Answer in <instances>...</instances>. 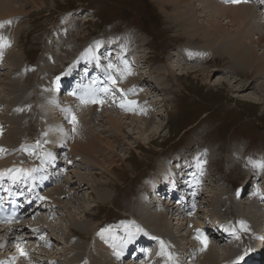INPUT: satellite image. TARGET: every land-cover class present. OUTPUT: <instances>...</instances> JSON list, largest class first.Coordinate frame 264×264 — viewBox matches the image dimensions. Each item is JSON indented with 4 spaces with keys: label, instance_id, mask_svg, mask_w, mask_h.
I'll return each instance as SVG.
<instances>
[{
    "label": "rangeland",
    "instance_id": "1",
    "mask_svg": "<svg viewBox=\"0 0 264 264\" xmlns=\"http://www.w3.org/2000/svg\"><path fill=\"white\" fill-rule=\"evenodd\" d=\"M0 1H5L4 4L0 3V13H11L7 11L21 12L15 14V16L7 22L0 18L1 22L4 21V24L7 23L5 25L6 27L3 26L4 24L0 23V41L2 42H0V64L3 61H6L7 64L5 65H8L5 69L2 68V65L0 66L2 68V70L0 68V113L7 115L6 118H8V120L11 119L10 122L7 121L5 124H1L0 127V143L4 142V144L11 149V151L5 154L3 152L0 155V183H2V186H5V188L9 187L10 176L14 172L17 171L21 174L23 170H31L33 172L32 175H34L30 176L32 179L29 178L30 180L28 179V181L26 180V182H23L21 178H18L20 175H18V177L15 176V178H17L15 186L22 187V190L24 187L23 191L20 189L22 192L27 190V193H25L24 196H31L32 205H41L43 204V200L46 205L43 207L35 206L36 208L33 209V211H28L24 218L20 219L21 221L24 220V222H28V224L22 225V227L18 226L16 229H13V226L6 227L5 225L0 224V261L4 262L6 259V262L0 263L62 264L73 252L72 248H74V243L81 244L80 255H83L82 252L85 246V255L87 258L90 248L93 247L92 250L96 248L94 241L95 234L98 233V236L102 237L104 236V229H107L108 227L115 228V225L117 224L137 220L134 216H131L130 213L136 212L137 214L140 211H146L149 207L151 208L148 199H143V194L146 192L145 187L154 185L158 190L162 189L164 192L165 185L169 189L173 186V180L177 182L179 181L181 175L176 172V166L174 165L178 163L177 157L180 155L179 157L181 158L182 155V158L184 156H189V159H192L191 161H185L188 163L185 165L186 168L193 164L192 161L193 159L195 160V158L200 162H203V164L201 163L199 165L201 169L199 174L193 175L195 179L187 180L186 186L182 184L175 186L177 191H179V195L181 194L186 197L185 194H194V196L191 197V205L186 208L187 204L184 206L183 203H180L181 206H178L177 208L178 210L181 209L180 212L183 211L187 213V219L181 224L180 222H177L173 225L178 231H181V235L176 236L179 238L178 240L175 238V243L176 241H179L181 246L177 247V249L179 251L180 248L183 249L180 251L181 257L183 255L184 258V255L186 254L184 251H190L193 254V257H190V260L188 259L186 264H200V256L204 254L205 250L204 248L201 249L199 243L197 245L196 241L198 240H196V236L199 237V233H202L201 231H204L205 229L207 230V228L210 229L212 224L210 225L209 222H222V218L226 219L235 217L226 209L225 205H223V208L217 204L218 200L221 198L218 197L220 195L224 196V200H226L227 196L228 201H231L230 197H234L236 200V197L240 196L242 199L247 197L248 200H251L250 197L252 196L251 194L253 190L249 191L247 195L242 196V189L240 188L237 194L240 196H237L233 195L235 187L242 185L243 188V182L248 176L250 177L257 173H264V168L261 171L260 168L256 169L253 165V161H258L260 158L264 159L262 149H259L260 147H264V90L259 91L258 89L259 86L262 85L260 82L264 83V78H260V76L264 77V72H262L264 68H260V73H257L260 80L256 78L255 69V71H252V77H250L251 71L247 73L249 77H247L244 83L239 76L237 77V75L235 78L238 80L234 82L230 79L233 74L229 73L226 68L227 66H230L229 57L222 53L220 48L215 49V51L217 50V53L211 51L212 46L207 50V44L212 40H206L209 34L212 35L211 32L213 31L211 30L214 29L215 26L224 28L231 35L237 32L236 29H242L246 36L248 32L245 29L244 22L242 23L237 18L239 15L236 12H245V5L250 4L256 8V15L259 16V12L262 11V13H264V0H245L246 2L243 3L245 5H242L244 7H240L241 9L229 7V3V6L219 7L220 10H218V6L214 7L215 9H212L209 6L207 7V10L205 8H196L194 9L196 11L191 10L192 6L190 0ZM222 8H224V10ZM89 9L94 12V16L91 15L93 19H90L87 16L90 15V13L85 12L89 11ZM200 10H203V13L202 11L200 12ZM180 11L181 13H179ZM232 12L234 13L232 14ZM68 13H80L83 19L72 22L71 20H68ZM213 16L215 18H213ZM185 17L188 19V22H186L187 20ZM175 20L177 22H175ZM207 21L209 22L208 24ZM202 22L206 25L205 27H203L204 25ZM192 23L194 25L196 24L198 27V30H192L194 35H191L193 32L186 31L188 29L187 26H190ZM197 23L200 24V26H198ZM12 25L14 28L10 27ZM71 26H73L72 28L77 29L74 35L70 31ZM204 28L208 31H204L206 30ZM8 30H10V32ZM206 33H209L207 34L208 36ZM255 33L256 31L253 33L254 36L253 34L250 35L251 37L248 34L246 39L248 43L251 41V44L256 48L255 50H260L262 53L261 57L264 58V47L262 46L264 43L262 44V42H260L258 46L256 43L258 41L256 38L257 34L255 35ZM77 34L81 36H78ZM92 38L95 40L90 42ZM98 39H100V41L104 40L103 43L108 42L111 47L113 46V49H110L109 52H103L108 62L112 63V65L114 64V61H116L114 54L117 51L122 49L123 46L128 47L127 50H129V47L132 48L133 55L130 56L132 57L131 60L133 65L128 67L127 63L123 62L121 70L117 68L118 75L116 76V80L117 78L120 80L124 75L128 77V80L133 79L130 88L127 86L126 89H124V92H129L130 90L128 98L119 99V96L115 94L117 98L114 96V98L108 99L109 97L106 96L104 97V101V99L98 97L97 94L95 96H87L85 94V88L87 86L85 83L86 81H84L85 78H76L74 80V83L77 82L75 87L72 88L73 83H68L63 97L67 96L66 98H68L71 90V93L74 92L76 98L81 97L82 95L86 97V101L88 100L87 98H94L91 102L88 103L87 101L84 105V110L89 112L92 109L91 111L95 113L94 115L89 116L84 115L86 113H83L84 121L83 116H80V110L79 114L78 112L76 113L78 114V117H75L76 114L72 112H66L64 114L59 112V114L56 113V119H53L51 122L53 135L48 137L46 141L36 142L33 140L26 143L28 137H25L26 139L22 141L23 143L21 142V144L17 143L20 139H17L16 143L13 141L9 142L7 133L9 134V132H12L10 128L12 126L11 123L13 117H16L17 115L16 112L19 110H25L26 112L32 113L33 111L32 114H38V117L43 119L48 113L54 110L50 106L51 99L45 96L48 94L50 88L53 87L52 80L57 77H63L64 79L67 72L77 70L78 67L66 70L75 65H72L75 60H79L78 65L85 64L82 58L85 57L84 48L91 45V43L94 45L96 40L99 41ZM148 40H152L150 42L152 48L148 46V44H150ZM64 46H66L67 49ZM74 46L76 48H74ZM114 46H116V48ZM3 47L7 48L4 50ZM185 48H189L194 52L197 51V54H200L198 53L201 52L199 49H202L200 54L201 57L187 60ZM52 50L54 51L52 52ZM50 52H52L51 55L54 57L52 61H54L53 63L55 64L50 63L51 59H49V63L43 64V61L45 60V58L41 60L43 55L46 54V57L49 58L48 53ZM89 52L94 54L92 51ZM78 53L82 55L81 59L77 57ZM60 54H63V59ZM206 54L210 56L208 57ZM240 54L241 53L239 52V56ZM107 55L109 56L107 57ZM16 57L20 61H18ZM137 57H139L145 67L148 68L142 69L136 67L138 73L141 75L139 78L136 77L135 74L131 76L134 67L140 63L137 60ZM236 58H238L236 59L237 62H243L241 57ZM66 61H68V63ZM257 63L256 65H258ZM58 64H62L64 68L66 67L65 71L61 69V74L54 75L53 72L58 70L60 66ZM65 64L66 66H64ZM120 64H117L116 66H119ZM37 65L44 70L42 71L44 73L40 72ZM47 65L48 69L46 67ZM94 66L97 67L96 64ZM49 67H53V70ZM82 67L87 70L89 69V67L85 65ZM83 68L82 70H84ZM188 71L190 72L183 74V72ZM11 72L12 75H18L21 78L24 75L30 76L29 79L27 76H25L27 78L23 77L29 82L31 78L34 80L36 79L35 83L37 84L36 90L38 93L41 90L45 91H41V93L43 92L42 94L39 93L41 101L38 105H35L36 108L32 111L27 108L16 109V106L14 107V105L20 99L22 102H26L27 93H23L22 91H25V88L28 90V86L35 89L36 84L32 83L31 79L30 84L27 87H24L25 83L22 82L20 84L21 86L19 85L18 89L11 94L8 89H6L5 84L8 80L13 79L14 76H8ZM50 74L53 76H49ZM144 75H148L147 79L150 81L146 82V86L144 81L146 80V77ZM128 80L126 79V83H128ZM217 80L222 81L217 83ZM47 81L50 84H48ZM248 82H253L254 86L251 88H245L244 86ZM114 83L113 86L116 87L115 89H118L117 92H120V90L123 92V87L118 86L117 81ZM133 83L137 86L140 85L141 87H144L147 92L148 90L151 91L149 97L152 98L155 96V99L160 102L159 106L161 108V114L159 116L156 115L153 106H150L151 101H149L150 99H147V93L144 97V103L146 102L149 104V111H151V114L148 113L149 116L147 115L148 117L146 116L147 118H144L143 115H139L135 112L136 108L134 106L138 101L136 88H134ZM44 84L45 86H43ZM54 85H56L55 82ZM56 86L54 88H56ZM146 87L149 89L147 90ZM166 91L168 93H166ZM17 96L18 99H16ZM42 97L44 98L42 99ZM60 98L61 97H59V100L62 101ZM3 99H5L6 103ZM127 100H129V103L131 104L130 106H119V104L123 105L125 103L124 101ZM54 106L56 107V103ZM108 107L109 109L111 108L114 115L122 116L125 114L124 116L127 117H125L126 123L121 132L117 130L115 131L111 128L108 121L104 122L107 119H105L106 117H102V113H104V111H109ZM36 111H38V113ZM20 115L23 120V117L25 118L24 111ZM91 117L94 118L95 121L91 119ZM145 119L152 122L147 124L149 129H152L154 125L162 124L161 134L158 132L153 135L151 139H144L148 131H144L143 133V131L140 130L144 127ZM74 121L84 126L85 129H92L95 136H100L99 138L107 137L110 132H106V135L103 133L104 130L109 131V129H112L111 131L113 134L108 136L110 138L107 140H111L113 143L111 142L112 144L110 146L109 143H107V140H101L100 143H96V146L103 144V146L106 145L104 146L106 149H101L100 152L97 150L96 153L92 151L89 155L84 153L80 150V147L85 146L87 143L84 140H80L81 142L76 143L78 136L74 134L75 130L71 127L74 124ZM45 127L46 125H42L43 129ZM32 133H36L35 128L32 129ZM14 135L12 138L15 137ZM112 135H117L118 138L114 140V136L112 137ZM249 142H251V144ZM74 144H77V146L74 147ZM45 148H48L47 150L49 152ZM61 151L67 156V160L69 161L66 163L67 166H65V163L60 160L61 156H65ZM14 153H19V156H16ZM45 153H49L54 159L46 157ZM208 154L211 155L210 158L213 159V161H211V159L206 161ZM42 156L45 157V159H42ZM74 156H76L79 161ZM56 160L61 162V164ZM77 163L80 167L76 169L81 171L78 174H83L82 176L84 179L74 182V180H71L72 174L74 173L76 175V173H71L70 171L77 166ZM234 163L239 164L235 167ZM166 164L169 166L171 174L166 173L164 166ZM182 165H184V163H182ZM182 167L183 166L179 165L177 170H181ZM40 168H42V171L44 172H41ZM244 170H246V172ZM45 171L46 180L44 179L43 182L41 178H44ZM33 180L37 183L38 187H33L31 191H29V187ZM258 180L257 183L260 182L264 187L261 178ZM184 181L185 180L183 179L182 182ZM78 183H85L83 186L89 185V189L84 188L74 196L75 192L72 190V187H74V185H80ZM56 187L57 189L58 187L62 189V191L58 193L59 196L55 194ZM66 190L67 193L68 191H73L71 197L63 198V192L65 193L64 195H66ZM105 192L108 193L105 194ZM19 194L23 193H15V195ZM98 194L102 195V198L99 200H97ZM200 195L202 196L200 197ZM153 197L154 199L156 198V200H161L163 198V202H168L167 194H164L161 191H157ZM202 202L204 204L203 207L201 205ZM93 203H96V205H92ZM142 203L144 206L141 205ZM159 203L160 202H158V204ZM212 203L217 206L215 209L213 208ZM257 203V201L254 202L255 205ZM87 205L88 207L90 206V210H85ZM164 207H166V209L162 208L163 212L170 210L168 209L170 205L167 206V203H165ZM38 210H41V214L46 215H44L46 222H30L34 215L40 212ZM209 210L210 214L208 213ZM118 219L122 220L118 222ZM110 220L118 223L108 224V221ZM79 221L83 224L88 222L91 224L90 227L95 229L93 232H91L92 229H90L89 232H84L82 231L83 229H81L82 224ZM43 223L46 224V230L43 227ZM216 224L222 230L224 229L225 223ZM226 224L229 227V223L226 222ZM232 225H235V223L233 222ZM262 225L260 226L257 236L254 237L255 241L256 239H259V237L260 240L261 237H263L264 230L262 232ZM211 231L209 230V232ZM155 233H157V231H155ZM208 233L207 239H209L210 242H215L214 244L218 246L222 244V242L218 241L219 239L216 238V236L214 237L213 235L214 239H212V235ZM30 234L33 235L29 238L28 235ZM126 235V233L120 232L118 240L113 241L112 245L108 244L110 245L108 253L107 249L103 247L104 249L101 253L108 259L109 264L111 261L114 262L113 258H115L120 252L122 248L121 243H125L129 240V237H126ZM147 235L148 234H146V237ZM21 237L23 238L21 239ZM153 237L156 238L159 244V239L154 234ZM133 238L135 239L136 236ZM239 239L240 237H238L237 243L239 247L241 246L240 248L244 256L246 254L244 249L248 248L247 250H249V247L252 246L253 242H248V240L246 242V239L243 240L241 238L239 243ZM243 241L244 244L241 243ZM142 242L144 244H138V248L133 251L132 256L123 264H140L141 261L139 260H144V257H149V255L144 253L146 249L149 251H156V246L151 240H145ZM223 243L227 242L223 241ZM139 248H145V251L141 253L138 251ZM257 250L259 251L256 253H260L262 258V252L264 250L262 251L260 248ZM219 254L220 253H217V255ZM241 257L235 259L232 264L242 263L244 258ZM219 258H223L226 263L229 262L226 257H222V255H219ZM68 261L70 262V260ZM72 262L73 261H71L70 264ZM89 262L94 264L92 258L88 263L80 261L79 264H89ZM106 262L104 261L105 264ZM154 262L155 261L153 260L151 263L155 264ZM166 262L168 263L169 261L164 259L163 264H167Z\"/></svg>",
    "mask_w": 264,
    "mask_h": 264
},
{
    "label": "bare ground",
    "instance_id": "2",
    "mask_svg": "<svg viewBox=\"0 0 264 264\" xmlns=\"http://www.w3.org/2000/svg\"><path fill=\"white\" fill-rule=\"evenodd\" d=\"M6 1H9V0H6ZM164 1V0H163ZM184 1V0H182ZM219 1V2H218ZM218 2V3H217ZM244 2L246 1H242V0H190V4L192 6V9L191 10H194L196 8H205L206 10L208 9L207 7H211L212 9H215L214 7L218 6V8L221 6H229V3H230V6L229 7H234V8H240V7H244L242 5H245L243 4ZM0 3L4 4L5 1H0ZM166 3V2H165ZM168 3V2H167ZM172 3V2H171ZM174 3V2H173ZM221 3V4H219ZM1 4V5H2ZM11 5V4H10ZM175 5V4H174ZM182 5V4H181ZM185 5V4H184ZM260 5V4H259ZM12 6V5H11ZM10 6V7H11ZM198 6V7H197ZM246 7L245 8V12H236L239 17H237L245 26V29L247 30L249 36L252 35L255 31V35L257 36L256 38L258 39V41L256 42L259 46L260 42H262V44L264 43V13L259 12V16L256 15V8H254L252 5H245ZM256 6V5H255ZM9 7V8H10ZM175 7V6H174ZM220 8L218 10H220ZM225 8V7H224ZM224 8H222L224 10ZM228 8V7H227ZM226 8V9H227ZM11 9V8H10ZM9 9V10H10ZM14 9V8H13ZM221 9V10H222ZM225 9V10H226ZM241 9V8H240ZM196 11V10H194ZM202 11L203 13V10H200V12ZM205 11V10H204ZM214 11V10H213ZM234 11V10H233ZM7 12H11V13H0V18L3 19L4 21H10L11 18H13L15 16V14L17 13H21V12H13V11H7ZM186 12V11H185ZM218 12V11H217ZM221 12H224V11H221ZM220 12V13H221ZM227 12V11H226ZM263 12H264V8H263ZM176 13V12H175ZM181 13V11L179 12ZM190 13V12H189ZM199 13V12H198ZM206 13V12H205ZM204 13V14H205ZM212 13V12H210ZM215 13V12H214ZM213 13V14H214ZM219 13V14H220ZM231 13V11H230ZM234 12H232L233 14ZM207 14V13H206ZM205 14V15H206ZM222 15H224L223 13H221ZM236 14V15H237ZM203 15V14H202ZM215 15V14H214ZM227 15V14H225ZM197 16V15H196ZM195 16V17H196ZM4 17V18H2ZM84 17V16H83ZM208 17V16H207ZM221 17V16H220ZM186 18V17H185ZM198 18V17H197ZM205 18V17H204ZM213 18H215L213 16ZM217 18V16H216ZM233 18V17H232ZM83 18L81 17V14L80 13H68V20H71L72 22H76L77 20H82ZM207 19V18H206ZM186 22H188V19L186 18ZM195 20V18H194ZM224 20V19H223ZM4 21H0L1 24H4ZM209 21V20H208ZM207 21V24L209 23ZM5 22V23H6ZM175 22H177L175 20ZM198 22V21H196ZM195 22V23H196ZM215 22V21H214ZM213 22V23H214ZM174 23V22H173ZM185 23V22H184ZM241 23V24H242ZM256 23V24H255ZM7 24V23H6ZM6 24H4L3 26H5ZM72 24V23H71ZM198 24V23H197ZM203 24V22H202ZM255 24V25H254ZM204 25V24H203ZM2 26V27H3ZM8 26V25H7ZM198 26H200V24H198ZM206 25H204L203 27H205ZM210 26V25H209ZM208 26V27H209ZM214 26V24H213ZM6 27V26H5ZM10 27H13L10 26ZM73 26H71L70 28V31L72 32V34L74 35L75 31H77V29L75 28H72ZM9 28V27H7ZM14 28V27H13ZM187 30L186 31H189V32H193L192 30H198L196 24L194 25L193 23L190 25V26H187ZM202 28V27H201ZM211 28V26H210ZM210 28H209V31H210ZM12 29V28H11ZM10 29V30H11ZM206 29V28H204ZM212 29V28H211ZM10 30H8L10 32ZM204 31H208L207 29L204 30ZM211 34L209 33H206L209 34V36L207 37V40L206 41H211L210 43L207 44V50H209L211 48V51H213L214 53H217V50L215 51L216 48H220L221 49V52L226 54L228 57H229V62H230V66H227V71L233 75H231L230 79H232V81L236 82V75L237 77L239 76L241 80H243V83L244 81H246L247 77H249V75H247V73H249L250 71V77H252L251 75L253 74L252 71H255L256 69V78H258L260 80V78H264L262 76H257L258 74L257 73H260V68H264V58L261 57L262 53L260 52V50H255V46L253 44H251V41L250 43H248L247 41V35L246 36L244 35L243 33V30H237L236 29V33L231 35L227 32V30H225L224 28H221L220 26H215L214 29H212ZM259 31V32H257ZM12 32V30H11ZM246 32V33H247ZM197 33V32H196ZM188 34V33H187ZM78 36H81L79 34H77ZM76 35V36H77ZM191 35H194V32L191 33ZM205 35V36H206ZM254 36V34H253ZM252 36V37H253ZM7 37V36H6ZM195 37V36H194ZM251 37V36H250ZM206 38V37H205ZM204 38V40H205ZM126 39V37H125ZM99 41H95L94 42V45L91 43V45L89 46H86L84 48V55L85 57H82V55L80 53H78L77 57H79L81 59V57L83 58V62L85 64V66H88L89 69H85V70H82V68L80 66H83V65H77L76 67L77 70H74L73 72H67L66 73V76L65 78L67 79L65 81V78L56 86V88L54 87H51L48 94L45 95L47 96L49 99H51L50 101V106L54 109L52 110L50 113H48V115L46 117H44L43 119H40L38 117V114H32L33 113V109L36 108L35 105H38V103H40L41 101V96L39 93H41V91H44V90H39L40 92L38 93V91L36 90L37 88V84L35 83L36 82V79H32V83H35L36 84V87L35 89L32 88L31 86H28L31 82V79H30V82L26 79H24L23 77L27 76L28 79L30 78V76L28 75H24L22 76V78L20 76H15V75H12V72L8 75L9 77L14 76L13 79H10L8 80L7 82H5L6 84V89H8L9 93H13L15 90L18 89L19 85L24 82V87L28 86L29 89L26 90L25 88V91H22L23 93H27L26 94V97H27V101L26 102H22L21 99L18 100V102L14 105V107L16 109L18 108H27L28 110L32 111V113L30 112H26L25 110L24 111V115H25V118L23 117V120H22V117H21V113H23V111L19 110L18 112H16V117H13V121H12V126L10 128V130L12 132H9V134L7 133V136H8V141L9 142H14L16 143L17 139H20L17 143L21 144L22 141H24L26 138L25 137H28L26 143L28 141H33L35 140L36 142H39V141H46V139L50 136L53 135V131H52V128H51V122L53 121V119H56V113L59 114V112H61L62 114L66 113V112H72L74 114H76L78 112L79 114V110H80V116H83V119H84V115H89V116H92L94 115L95 113L92 112L91 110L89 112H86V110H84V105L87 103L86 99H78L75 97L74 95V92L71 93V90H70V94L68 95V98L66 97H63V94L66 92L64 90V92L62 93L60 99L59 100V97L57 96V90L58 88L60 87H63L64 89L67 87L68 83L72 84L73 83V87H75V84L77 83H74V80L76 78H85L87 77V75L85 74L86 71L88 72V74H90V72H93L94 74H97L95 78H97V80H102L101 78V75L100 74H104L106 73L107 76L110 77L109 80L105 81V82H99L98 83V89L95 87V88H85V94L88 96V95H93L91 93L94 92V94L98 95V97H101L104 99V97L108 96L110 98H114V96L117 95V90L118 89H115L116 87L113 86V81H117L116 79H114L118 73H117V68H119L121 70V66H122V63L123 62H126L127 63V66L128 67H131V65H133V62L131 60V56L130 55H133L132 52V48L129 47V50H127L128 47H125L123 46L122 49H120L119 51H117L114 55H115V60L114 61V66L112 65V63L108 62L107 58L104 56L103 52H109V48L112 50L113 49V46H109L110 44L107 43H103V41H100V39H98ZM93 41V40H92ZM1 42V41H0ZM76 42V41H75ZM2 43V42H1ZM72 43V42H71ZM255 43V44H256ZM69 44V43H68ZM108 44V45H107ZM201 44V42H200ZM251 44V45H249ZM214 45V46H213ZM73 46V45H72ZM71 46V47H72ZM109 46V48H108ZM187 46V45H186ZM221 46V47H219ZM251 46V47H250ZM264 47V44L262 45ZM62 47V46H61ZM66 48V46H64ZM116 48V46H114ZM7 48V47H6ZM63 48V47H62ZM74 48H76L74 46ZM64 49V48H63ZM67 49V48H66ZM252 49V50H251ZM264 49V48H263ZM8 50V49H6ZM55 50V49H54ZM52 50V52L54 51ZM70 50V49H69ZM73 50V49H72ZM89 51H92L94 52V54H91ZM199 51L202 52V49ZM52 52L48 53V56L49 58H47L46 54L43 55L42 59L43 60L45 58V60L43 61V64L45 63H49V59H51V62L52 64H55L53 63L54 61H52V59L54 57H52ZM67 52V51H66ZM89 52V53H88ZM111 52V51H110ZM197 52V51H196ZM196 52L192 51L191 49L189 48H185V55H186V58L187 60H190L192 58H198V57H201V52H198L200 54H197ZM239 52L241 53L240 56H239ZM56 53V52H55ZM68 53V52H67ZM82 53V52H81ZM173 53V52H172ZM213 53V54H214ZM58 54H59V51H58ZM73 54V53H71ZM212 54V55H213ZM11 55V54H9ZM57 55V54H56ZM67 55V54H66ZM207 55V54H206ZM61 58L63 56V54H60ZM109 55H107L108 57ZM208 57L210 55H207ZM9 57V56H7ZM52 57V58H51ZM105 57V58H104ZM114 57V56H113ZM205 57V55H204ZM236 57H241L243 59V62L239 63L236 61ZM11 58V56H10ZM17 59V57H16ZM63 59V58H62ZM65 59V57H64ZM208 59V58H207ZM8 60V59H7ZM18 61H20L19 59H17ZM210 60V59H209ZM63 61V60H62ZM239 61V60H238ZM14 62V61H13ZM42 62V61H41ZM64 62V61H63ZM258 62V63H257ZM9 63V62H8ZM24 63V62H23ZM22 63V64H23ZM121 63V64H120ZM256 63L258 65H256ZM7 64L6 61L2 62L0 64V66L2 65V68L5 69L8 67V65H5ZM15 64V63H14ZM97 65V67H95L94 65ZM117 64H120L119 66H116ZM186 64V62H185ZM42 65V63H41ZM40 65V66H41ZM15 66V65H14ZM19 66V65H17ZM22 66V65H21ZM25 66V65H24ZM53 66V65H52ZM125 66V65H124ZM20 67V66H19ZM47 69H48V65L46 66ZM1 68V67H0ZM1 68V70H2ZM30 68V67H29ZM49 68H53V67H49ZM57 68V67H56ZM18 69V68H17ZM37 69V68H36ZM46 69V71H47ZM191 69V68H190ZM196 69V68H195ZM53 70V69H52ZM171 70V69H170ZM202 70V69H201ZM203 70H206V69H203ZM17 71V70H16ZM15 71V72H16ZM32 71V70H31ZM38 71V70H36ZM45 71V72H46ZM200 71V70H199ZM262 71V70H261ZM14 72V73H15ZM27 72V71H26ZM42 72V71H41ZM48 72V71H47ZM190 71L188 72H183L184 73H189ZM196 72V71H195ZM264 72V70L262 71ZM261 72V74H262ZM44 73V72H43ZM52 73V72H51ZM54 73V72H53ZM172 73V72H171ZM1 74V73H0ZM48 74V73H47ZM78 74V75H76ZM121 74V73H120ZM34 75V74H33ZM35 76H36V72H35ZM39 76V75H38ZM47 76V75H46ZM49 76H53V75H49ZM145 76V75H144ZM148 75H146L145 77L147 78ZM8 77V78H9ZM25 77V78H27ZM144 77V79H145ZM54 78V77H53ZM153 78V77H151ZM49 79V77H48ZM143 80V79H142ZM154 80V79H152ZM53 81V80H52ZM130 81V80H129ZM126 83L125 85V89L126 87L128 86L130 88L131 86V83L133 81V79L131 80V82L129 83ZM146 82V80H144ZM222 80H217L216 82L219 83L221 82ZM1 82V81H0ZM48 82V81H47ZM46 82V83H47ZM50 82H51V79H50ZM110 82L109 84H106ZM118 82V81H117ZM150 82V81H148ZM56 83V81H55ZM86 83V82H85ZM262 85L259 86V91L261 90H264V83L260 82ZM48 84H50L48 82ZM52 84V83H51ZM118 84V83H117ZM21 86V85H20ZM42 86V85H41ZM45 86V84L43 85ZM118 86H121L124 88V85H118ZM254 86V83L253 82H248L244 87L245 88H251ZM70 87V86H69ZM120 87V88H121ZM3 88V87H2ZM21 88V87H20ZM19 88V89H20ZM71 88V87H70ZM71 88V89H72ZM119 88V89H120ZM134 88H136V93H137V101L139 100L140 103L137 102V104L134 106L136 108L135 112L139 115H143L144 118H147L149 114H151V111L150 108H149V104H146L144 103V100H145V95H146V90L142 87H138L136 84H134ZM4 89V88H3ZM23 89V88H22ZM21 89V90H22ZM44 89V88H43ZM68 89V88H67ZM93 89V90H92ZM24 90V89H23ZM112 90V91H111ZM19 91V90H18ZM104 91H108V93H104ZM111 91V92H110ZM126 91V90H125ZM45 92V91H44ZM120 92H122L120 90ZM118 92V93H120ZM43 93V92H42ZM41 93V94H42ZM47 93V92H46ZM116 94V95H115ZM139 94V95H138ZM93 95V96H95ZM15 96V94H14ZM44 96V97H45ZM42 97V99L44 98ZM63 97V98H62ZM131 97V96H130ZM117 98V96H116ZM154 100L150 102V106L155 102V96L152 97ZM16 99H18V96L16 97ZM107 99V100H108ZM120 99V98H119ZM102 100V99H100ZM3 101L5 102V99H3ZM17 101V100H16ZM85 101V102H84ZM105 101V99H104ZM11 102V101H10ZM109 102V101H108ZM125 103L123 105H126V106H130L131 104L129 103V100L127 101H124ZM157 102V109H155V106H153V109L156 113V115H160L161 114V108L159 106V101L156 100ZM6 103V102H5ZM13 103V102H12ZM56 103V107L54 106ZM103 103V102H102ZM105 104V103H104ZM91 105V104H90ZM107 105V104H106ZM12 106V105H11ZM91 107V106H90ZM108 110L107 112L104 111V113H102V117H106L105 119H107L106 121L104 122H107L110 123L111 125V128H113L115 131H119L121 132L123 130V127H124V124L126 123V119L124 115V117L122 116H116L113 114L111 108L109 109L108 107ZM152 110V108H151ZM63 111V112H62ZM126 111V110H125ZM149 111V112H148ZM35 112V110H34ZM38 113V111H36ZM20 113V114H19ZM83 113H86L83 115ZM98 113V112H97ZM78 114L75 115V117H78ZM134 114V113H133ZM23 115V116H24ZM148 115V116H147ZM155 115V116H156ZM40 116V115H39ZM64 116V115H63ZM147 116V117H146ZM152 116V115H151ZM7 115H3L0 113V127H1V124H5L7 121H11L8 120V118H6ZM97 117V116H96ZM142 117V118H143ZM127 118V117H126ZM129 118V117H128ZM133 118V117H132ZM152 118V117H151ZM91 119H93L95 121L94 118L91 117ZM102 119V118H101ZM100 119V120H101ZM154 119V118H152ZM59 120V119H58ZM85 121V119H84ZM133 121V120H132ZM156 121V120H155ZM154 121V122H155ZM149 123H152L150 120H146L144 121V127L142 128V130L140 131H148L147 135L145 136L144 139H151V137L153 135H155L156 133L159 132V134H161V130H162V124H158V125H154L152 129H149V127L147 126V124ZM107 124V123H106ZM156 124V122H155ZM24 125V126H22ZM42 125H46V127L43 129L42 128ZM72 128H74V134L76 136H78V139H77V142L76 143H79L81 142L80 140H84L87 144L85 146H81L80 147V150L83 151L84 153H87L88 155L92 153V151H94L96 153L97 150H99L98 152L101 151V149H106V145L103 146V144H100L98 146H96L97 142L100 143V141H104V140H107L108 136H111L112 133V129H109L108 130H104L103 133L106 134V132H110V134L107 136V137H104V138H99L100 136H95V134L92 132L93 130L92 129H88L80 124H78L77 122L74 121V124L71 126ZM35 128L36 130V133H32V129ZM1 132V131H0ZM69 133V132H68ZM15 134V135H14ZM70 134H71V130H70ZM15 136L14 138H12V136ZM107 135V134H106ZM95 136V137H94ZM105 136V135H104ZM114 136V137H113ZM34 137V138H33ZM112 137L115 139H117V135H112ZM120 137V136H119ZM16 138V139H15ZM15 139V141H14ZM112 141L110 140H107V143H109V145L111 146V143ZM23 143V142H22ZM29 143V142H28ZM12 144V143H11ZM13 146V145H12ZM77 144H74V147H76ZM109 147V146H108ZM78 148V147H77ZM110 148V147H109ZM46 150L48 148H45ZM11 151V149H9L5 144L4 142L0 143V155L4 152L7 153ZM14 151V150H13ZM48 151V150H47ZM17 152V151H16ZM49 152V151H48ZM13 153V152H12ZM186 153V152H185ZM247 153V152H246ZM245 153V154H246ZM16 154V153H14ZM19 154V153H18ZM30 154V152H29ZM32 154V153H31ZM35 154V153H34ZM28 155V154H27ZM19 156V155H18ZM180 156V155H179ZM177 157L178 158V163H176L174 166H176V172L180 173L181 177L179 178V181H174L173 180V186L170 187L169 189L167 188V186L165 185V189H164V194H171V196L174 197V200L171 202L168 200L167 201H164L163 203H160L161 205H158V202L157 200L154 199L153 195L157 193V191H162V189H159L157 187H154V185H151L150 187H145L146 189V192L143 194V199H148L149 201V206H151V208L149 207L146 211H140L136 214V212H133V213H130L131 216H134L137 220L135 221H131V222H123V223H120V224H117L115 225V228H109L108 227L107 229H104L103 231V234L104 236L102 237H99L98 236V233L95 234V244H96V248L94 250H92L93 247L90 248V250L88 251L89 254L87 255V258H86V255H85V246H84V250L82 252L83 255H80V248H81V244H77V243H74L73 244V252L70 254V256H68V259L65 260L64 263L62 264H70L71 261H73L71 264H79V262H86L88 263V261H90V259L92 258L94 264H105L104 261L106 262V264H109L108 263V259L106 257H104V255L101 253L102 250L104 249L103 247H105L107 249V253H108V249L110 248V245L108 244H113V241H116L118 240L119 238V234L120 232H124L126 233V237H129V240L125 243H121V250L123 248H126L128 247L129 250H136L138 247V244L140 243H143L142 241H145V240H151L155 246H156V251H152V250H148L146 249L145 251V248H139L138 251L139 252H143L145 251L144 253H146V255H149V257L147 258H143L144 260H139L141 261L140 264H152L151 262H153V260L155 261L154 263L155 264H163L164 262V259H166L167 261H169L167 264H186V262L188 261V259L190 257H193L192 253L190 251L186 252L184 251V253H186V257L183 258V255L181 257V253L180 251L183 250L180 248V251L177 249V247L181 246L179 241H176L175 243V238H177L176 236H179L181 235L180 232L181 231H178L175 227H173V225H175V223L177 222H180L183 223V221H185L187 219V213L185 212H180L181 209H177L178 206H181L180 203H183L184 206H186L185 204H187L186 208L191 205L192 201H191V197L194 196V194H185L186 197L183 195H179L177 191V189L175 188V186H178L179 184L181 185H184L186 186L187 184V180H192L194 177L193 175H198L199 174V171L201 170L199 165L203 162H200L197 158H195V160L193 159L192 161V165L189 166L188 168L185 167V165H187L188 163H186L185 161H191L192 159H189L190 157L189 156H184L182 158L180 157ZM75 158H77L76 156H74ZM202 157V156H201ZM205 157V156H204ZM211 155H207L206 157V161H208L210 158ZM23 159V158H22ZM202 159V158H201ZM205 159V158H204ZM77 160L79 161V159L77 158ZM197 160V161H196ZM258 160V159H257ZM264 159L263 158H260V160L258 161H253V165L255 166V168H260L261 171L262 169L264 168ZM202 161V160H201ZM211 161H213V159H211ZM69 162V161H68ZM196 164H195V163ZM36 163V162H35ZM182 163H184V165H182ZM236 163V162H235ZM235 167L239 164H235ZM13 164V163H11ZM34 164V163H33ZM88 164V163H87ZM160 164V163H159ZM191 164V163H190ZM73 165V164H72ZM77 166L74 168V169H71V173L75 172L76 175L72 174V179L71 180H74V182L76 181H79L81 179H84L83 178V174L81 175L78 174L79 170H77L76 168L80 167L78 166V163L76 164ZM90 165V164H89ZM181 165L183 166L181 168V170H177L178 166ZM3 166V165H2ZM67 166V165H66ZM87 166V165H86ZM165 166V171L167 174H171V171L169 169V166L166 164L164 165ZM16 167V166H15ZM73 167V166H72ZM232 167V166H231ZM85 168V167H83ZM180 168V167H179ZM247 168V167H245ZM57 169V168H56ZM248 169V168H247ZM58 170V169H57ZM242 170V169H241ZM40 171L41 172H44L42 171V168H40ZM208 171V170H207ZM246 172V170H244ZM209 172V171H208ZM250 172V171H249ZM38 173V172H37ZM206 173V172H205ZM33 174V172L31 170H23L22 173L20 174L19 172H14L11 176H10V183L8 184L9 187H6L5 186H2V183H0V193L1 194H11V193H14L13 195L15 196V199L22 203V211L24 212V214H18L17 216H14L13 220L11 219H8L7 221V215L3 216V221H0V224L1 225H5L6 227L8 226H13L14 228L13 229H16L18 226H21L22 225H26L28 224V222H24V220H20L22 218H24V216L27 214L28 211H33V209H35L37 206L39 207H43L45 204L43 198V204L41 205H32L33 203H31L32 201V198L31 196L30 197H27V196H24L25 193H27V190H25V192H22L24 190V187H23V190H22V187H16L15 186V182L17 180V178H15V176L18 177V175H20V177L18 178H21L23 180V182H26V180L28 181V179L30 178V176ZM48 174V173H47ZM85 174V173H84ZM252 174V173H250ZM254 174V173H253ZM38 175V174H37ZM42 175V174H41ZM179 175V174H178ZM208 175V174H207ZM206 175V176H207ZM211 175V174H210ZM213 175V174H212ZM34 176V175H32ZM75 176H76V179H75ZM205 176V177H206ZM209 176V175H208ZM7 177V176H6ZM9 177V176H8ZM197 177V176H196ZM203 177V176H202ZM249 177V176H248ZM251 179H254V184H251L249 186V188L247 189L245 195H247L249 193V191L253 190L254 192L256 191H260L262 190V192H258V193H262L263 195L262 196H257L255 195V193L253 192L252 193V196L250 197L251 200H248L247 197L242 199L240 195H237V196H240V197H236V200L234 197H230L231 201H228L227 200V196H226V200H224V196H219L218 198H220L217 202L218 205H220L221 207L224 208L223 205H225L226 209L229 210L235 217L233 218H226V219H223L222 218V222H216V223H225V226H224V230H225V234L223 233V230L216 224L214 223L213 221L212 222H209V224L211 225L210 229L207 228V230L205 229L204 231H201L202 233H199V237L196 236V243L198 245L199 243V246H201V249L204 248L205 252L204 254H202L200 256V260H201V263L200 264H232V262L235 260V259H238L240 258L241 256L244 258V263L245 264H248V258H247V255H249V250H246V254L243 256V252L241 250V246L239 247L238 246V237H240V239L242 238L243 240L247 239V236H250V239H252L251 241L253 242L252 246H257L255 248H252V251L253 252V255L259 251L257 250L258 248H260V250H264V242H261V240L254 239L255 236H257V233L258 231L260 230V226L262 224H264V187L260 184L258 185H255L257 180L261 178V180L263 181L264 183V173H257L255 175H252L250 176ZM263 177V178H262ZM4 178V177H3ZM39 178V177H38ZM46 178V171H45V174H44V178L42 179V181L44 182V179ZM32 179V178H30ZM29 179V180H30ZM37 179V178H36ZM168 179V178H167ZM183 179L185 180L184 182ZM195 179V178H194ZM199 179V178H198ZM205 179V178H204ZM35 180V179H34ZM40 180V179H39ZM46 180V179H45ZM86 180V179H85ZM84 180V181H85ZM169 180V179H168ZM176 180V179H175ZM256 180V181H255ZM38 181V179H37ZM201 181V180H199ZM203 181V180H202ZM259 181V180H258ZM33 182V181H32ZM48 182V181H47ZM83 182V181H82ZM204 182V181H203ZM69 183V182H68ZM67 183V184H68ZM168 183V182H167ZM80 184V183H78ZM85 184V183H84ZM84 184H80L78 186H75L72 187V190H74L75 194L74 196H76V193L77 192H81L82 189L84 188H88L89 189V185L88 186H83ZM170 185V183H169ZM7 186V185H6ZM21 186V185H20ZM43 186V184H42ZM183 186V187H184ZM31 189L34 187L36 188V186H34L33 183H31ZM144 187V186H143ZM19 188V189H18ZM94 188V187H93ZM187 188V187H186ZM185 188V189H186ZM193 188V187H192ZM22 191H21V190ZM31 189L29 191H31ZM71 189V188H70ZM242 189V188H241ZM62 191V189L60 187H57L55 188V194L58 195V193ZM186 191V190H185ZM189 191V190H188ZM15 193H23V194H19V195H15ZM73 193V191H68L67 193V190H66V195H64L65 193L63 192V198L66 197H71V194ZM108 192H105V194H107ZM191 193V192H190ZM203 194V193H202ZM221 194V193H220ZM223 194V193H222ZM244 195V196H245ZM24 196V197H23ZM35 196V195H33ZM59 196V195H58ZM79 196V195H78ZM202 195H200L201 197ZM23 197V198H22ZM77 198V197H76ZM102 198V195L101 194H98L97 195V200L101 199ZM217 198V199H218ZM22 199V201H21ZM163 199V198H162ZM166 199V198H165ZM194 199V198H193ZM160 200V199H159ZM158 200V201H159ZM258 202L256 205L254 204V202ZM41 202V201H39ZM165 203H167V206L170 205V207L168 209V211H162V208H165L164 205ZM213 204V208L215 209V207H217L214 203ZM89 205V204H88ZM87 205V207H88ZM92 205H96V203H93ZM142 206H144V204L142 203L141 204ZM202 207L204 206L203 202H202ZM36 206V207H35ZM46 206V205H45ZM85 210H90V206ZM183 207V206H182ZM194 207V206H193ZM185 208V207H184ZM183 208V209H184ZM220 208V207H218ZM263 210V212H262ZM40 211L38 214L34 215V217L30 220V222H35V221H39V222H46V218H45V214H41V210H38ZM44 213V212H43ZM48 213V212H46ZM51 213V212H50ZM208 213L210 214V210L208 211ZM40 214V215H39ZM208 214V215H209ZM40 217H39V216ZM45 215V216H44ZM189 215V214H188ZM42 216V217H41ZM224 216V215H223ZM132 218V217H131ZM51 219V218H50ZM53 219V218H52ZM190 219V218H189ZM209 219V218H208ZM48 220V219H47ZM176 221V222H175ZM188 221V220H187ZM225 221V222H224ZM81 223V221H79ZM229 223V227L228 225L226 224ZM235 223V225H232V223ZM34 224V223H33ZM36 224V223H35ZM81 229H83L82 231L84 232H89L90 229H92L91 232H93V229L91 226L90 223H81ZM207 224V223H206ZM32 225V224H31ZM59 225V224H58ZM93 225V224H92ZM209 225V226H210ZM220 225V224H219ZM114 226V225H113ZM43 227L44 229L46 228V224L43 223ZM11 230H13L12 228H10ZM128 229H131V230H128ZM174 229V230H173ZM181 229V228H180ZM46 230V229H45ZM209 230L211 232H209ZM264 230V225H262V232ZM31 231V230H30ZM102 231V230H101ZM155 231H157V233H155ZM209 232V233H208ZM49 233V232H48ZM207 233L208 234H211L212 235V239L213 238V235L214 237L216 236V238H218L220 242H222L221 245H215L214 243L215 242H210L209 239H207ZM146 234L147 237H146ZM153 234L159 239L160 243L158 244L157 240L155 237H153ZM33 234H30L28 235V237L30 238V236H32ZM202 235V237H201ZM136 236V238L134 239L133 237ZM229 237H232V238H229ZM23 237H21L22 239ZM133 238V239H132ZM149 238V239H147ZM179 238V237H178ZM177 238V240H178ZM203 238V239H202ZM230 239V240H229ZM240 239H239V243H240ZM223 241L227 242V243H223ZM146 243V242H145ZM219 243V242H218ZM242 243V242H241ZM144 244V243H143ZM174 244V245H173ZM182 244V243H181ZM261 245V246H260ZM83 246V245H82ZM89 248V247H88ZM99 249V253H98V249ZM176 248V250H175ZM120 250V251H121ZM186 250V249H185ZM221 250V251H220ZM133 251L130 252V254L123 260L122 264L129 258L132 256L133 254ZM137 251V253H138ZM202 251V250H201ZM189 255H188V254ZM217 253H220L219 255H222V257H226V259L229 261L228 263H226V261L222 258L220 259L219 258V255H217ZM112 256V255H111ZM264 256V251L262 252V258ZM241 257V258H242ZM112 259V258H111ZM114 259V258H113ZM70 260V262L68 261ZM190 260V259H189ZM2 263L6 262V259L5 261H0ZM138 262V260H137ZM0 263V264H2ZM85 263V264H86ZM83 264V263H82ZM89 264H91V262H89ZM110 264H118V263H114L113 261H111ZM121 264V263H120ZM130 264V263H129ZM189 264V263H188Z\"/></svg>",
    "mask_w": 264,
    "mask_h": 264
}]
</instances>
